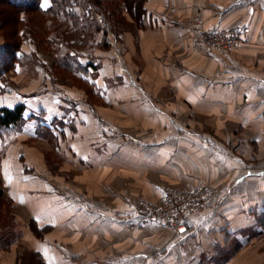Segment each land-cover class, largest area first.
<instances>
[{"label": "crops", "instance_id": "crops-1", "mask_svg": "<svg viewBox=\"0 0 264 264\" xmlns=\"http://www.w3.org/2000/svg\"><path fill=\"white\" fill-rule=\"evenodd\" d=\"M143 8L108 48L80 57L89 92L59 84L11 105H24L22 137L46 131L61 162L0 164L13 213L0 226V264H34L32 253L42 264H203L213 244L234 237L240 249L264 235V0ZM221 26L244 42L191 48L196 30ZM202 183L209 203L183 234L131 218L132 204L159 200L163 185Z\"/></svg>", "mask_w": 264, "mask_h": 264}, {"label": "trees", "instance_id": "trees-1", "mask_svg": "<svg viewBox=\"0 0 264 264\" xmlns=\"http://www.w3.org/2000/svg\"><path fill=\"white\" fill-rule=\"evenodd\" d=\"M144 2L145 0H50L48 7L43 8L41 0H0V4L6 5L8 10L1 11L0 8V32L5 40H9L0 43V63L8 61L9 67L16 64L20 67L23 62L36 59L35 52L38 50L54 56V51L63 47L73 54L67 51L59 58L56 56L52 67L55 71L53 83L55 86L69 83L89 92L91 85L80 72L90 64H82L80 57L89 56L94 46L108 48L111 45L110 39H116L117 34L129 23L127 15L133 21L142 18ZM88 5L92 8L90 17L83 13ZM97 15L102 16V22L97 20ZM99 32L102 37L97 41ZM27 43L34 45V53L22 50ZM3 56H7L6 59ZM23 110L22 103L11 107L0 106V138L3 130L16 129V124L23 122ZM5 205H8V209ZM8 210L9 213L12 210L11 201L3 195L0 179V212L4 219H9ZM0 220L2 222L3 219ZM32 254L30 257H35L34 264H42L37 262L36 253Z\"/></svg>", "mask_w": 264, "mask_h": 264}, {"label": "rangeland", "instance_id": "rangeland-1", "mask_svg": "<svg viewBox=\"0 0 264 264\" xmlns=\"http://www.w3.org/2000/svg\"><path fill=\"white\" fill-rule=\"evenodd\" d=\"M0 8L2 9L1 11H8L4 4H0ZM5 41L9 42V40H5L0 32V43H4ZM62 49L63 47H61L60 50L54 51V56L49 52L38 50V52H35L36 59L33 61L31 60V62H23L20 67H17V64V66L9 67L10 62H1L0 105H3L1 103H8L9 106H11L17 100L22 99V93H27L29 90L40 92V90H47L52 86L54 87L55 84L52 81V76L55 75V71L52 70L54 64L53 61L56 60V56L59 58L61 54L70 51L66 49L62 51ZM22 50L34 53L35 47L31 43H27ZM69 53L73 54L71 51ZM6 57L7 56H3L5 59ZM26 117L27 115L25 116V119H27ZM23 121V124L21 123L22 125L20 123L16 124L17 129H5L2 131L0 138V164L9 163L11 167L17 169V167L20 168L25 165L24 160L26 157L30 158L32 156L33 158H36V161H41V157L44 155L51 168L57 166L56 163L60 161V159L54 152L56 150L47 151V148L44 147L47 142L41 140V137L46 134V131L41 133L38 130L36 137H32V135H29L30 138L22 137L23 129L29 124V120ZM57 129L58 127L54 128L55 132H57ZM11 144L13 145L10 148ZM42 152L44 154H42ZM5 207L8 209V205H5ZM7 213L9 219H4V217H2L4 215L0 212V218L3 219L2 222L0 220L1 227H10L13 225L12 210L10 213L8 210ZM7 236H9V234H7ZM238 243H240V240H236L233 237L229 240H225L224 244H222V242L217 245L213 244L211 246L212 248L209 250L210 253L200 255V261L203 264H226L229 261L234 262L235 260L241 262L240 264H264V235H251L248 242L244 241V243H247L246 246L243 245L244 248L237 249L236 246ZM219 251L224 253V255H219ZM236 256L237 259H235ZM27 257H29V253H27Z\"/></svg>", "mask_w": 264, "mask_h": 264}, {"label": "built area", "instance_id": "built-area-1", "mask_svg": "<svg viewBox=\"0 0 264 264\" xmlns=\"http://www.w3.org/2000/svg\"><path fill=\"white\" fill-rule=\"evenodd\" d=\"M85 16H92L90 5L83 9ZM102 22V16L97 15ZM244 42L234 26H221L196 30L191 39V48L205 47L213 51L233 50ZM161 198L157 201L139 200L131 207V218L136 223H160L178 233H185L186 220L204 209L210 200V192L205 184L165 185ZM132 223V222H130Z\"/></svg>", "mask_w": 264, "mask_h": 264}, {"label": "snow or ice", "instance_id": "snow-or-ice-1", "mask_svg": "<svg viewBox=\"0 0 264 264\" xmlns=\"http://www.w3.org/2000/svg\"><path fill=\"white\" fill-rule=\"evenodd\" d=\"M47 6V3L45 4V7Z\"/></svg>", "mask_w": 264, "mask_h": 264}]
</instances>
